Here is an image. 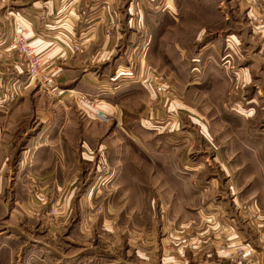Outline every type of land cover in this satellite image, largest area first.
I'll return each instance as SVG.
<instances>
[{
	"label": "rangeland",
	"instance_id": "rangeland-1",
	"mask_svg": "<svg viewBox=\"0 0 264 264\" xmlns=\"http://www.w3.org/2000/svg\"><path fill=\"white\" fill-rule=\"evenodd\" d=\"M117 4L123 38L115 63L126 60L131 70L138 71L141 81L136 79L141 83L147 81L148 73L168 76L172 94L160 97L145 83L152 95L149 91L139 94L142 100L135 107L139 111L127 113L132 118L126 119L123 128L103 122L99 139L74 145L72 173L66 178L60 169H53L40 177L45 186L41 192L33 188L31 195L38 209L28 212L32 220L19 217L7 221V207L0 206V264H146L151 254L153 264L184 263L173 243L167 245L166 260L160 254L161 237L176 232L172 221H162L164 212L168 220H176L180 214L194 215L201 206V214L209 218L206 205L212 200L234 208L229 221L239 220L238 228L246 222L254 226L253 220L258 218L253 201L264 196V0H118ZM12 34L6 50L21 64L18 77L16 69L15 73L10 68L7 90L17 92L10 104L30 108L22 130L25 141L43 138L30 146L24 144L28 149L51 137V129L44 132L50 118L60 124L54 103L63 96H46L28 78L23 56L10 48ZM142 60L152 66L142 67ZM74 99L87 105L78 97ZM176 121L183 134L180 139L173 130L160 128ZM203 126L210 134L201 131ZM80 131L77 128L73 136L80 138ZM50 144L61 160L69 146ZM170 153L185 155L186 164L200 166L206 175L181 174L183 162L178 165L171 159L166 163L177 173L167 175L165 169L161 177L163 162L157 159ZM226 153L233 154L224 163L233 166L230 180L214 160L215 155ZM148 167L158 175V188L146 185ZM212 177L219 180L220 188L206 199V193L198 190L209 186ZM224 178L230 181L227 186ZM52 181L65 184L64 192L52 191L48 187ZM131 190L136 194L130 205ZM63 198H69L71 210L57 227ZM147 201L152 209L145 207ZM166 201L173 206L171 203L164 210L161 205L168 206ZM135 213L138 223L133 221ZM150 219L155 220L154 229L151 222L146 223ZM220 247L228 248L226 243ZM238 248L256 258L252 249L232 246L229 258L233 262L249 263L237 253Z\"/></svg>",
	"mask_w": 264,
	"mask_h": 264
},
{
	"label": "crops",
	"instance_id": "crops-1",
	"mask_svg": "<svg viewBox=\"0 0 264 264\" xmlns=\"http://www.w3.org/2000/svg\"><path fill=\"white\" fill-rule=\"evenodd\" d=\"M117 1L0 0V206L7 207V221L19 220V217H28L26 219L32 220L29 218L28 212L37 210L38 205L34 203L31 193L33 188L39 193L45 187H42L41 176L51 173L53 169H60L59 171L64 173L67 178L73 171V160L76 157L73 146L80 144L81 140L83 145L92 144L93 140L99 139L100 134H103L105 123L94 117L93 109L87 105H81L77 100L80 105L75 104L74 98L76 97L74 95L77 92L100 100L101 107L109 116L108 124L114 123L120 128H123L122 126L127 122L126 119L132 118V116H127V113H138L139 110L135 107L138 105L139 99L142 100L139 94L149 91V96L152 95V91L143 80L142 83L140 82L141 76L135 73L138 71L131 70V66L127 64L126 60L123 59V63H115L118 61L115 58V53L123 38L122 15L116 8ZM128 9H131V4ZM15 23L25 29L30 37L31 45L35 47L46 67L57 74L60 97L63 96L60 102L64 103L63 106L59 104L60 102L54 103L57 117L60 115V124L50 118L49 123L44 127V132L48 131V128L51 129V137L47 138L46 136L44 144L28 147V149L24 147V144L27 143L30 146L35 144V140L39 141L43 138L38 136L39 138L34 137L25 141L22 130L25 129L30 116V108L22 103L10 104L7 100L10 68H14V71L16 69L17 73L16 71L15 73L18 77L21 64L20 59L10 58L9 52L6 50L8 36ZM72 39L82 43L81 51L71 52ZM144 65L145 67L152 66L146 60H142L141 66L144 67ZM136 77L139 78V82ZM148 102L146 101L147 104ZM170 109L175 108L170 107ZM37 111L42 112V110ZM176 112L179 115V112ZM166 125L160 126V128L165 131L166 129L173 130L174 134H177V139L182 137L178 121L172 122L171 126L167 125L168 128ZM59 128L63 131H59ZM77 128L81 130L80 138L73 136ZM200 129L204 130L207 135L210 134V129L208 130L204 126ZM50 143L55 146H69L67 151H61V160L57 158ZM170 154H161L157 159L163 162L162 171H164L159 174L161 177L166 173L165 169L167 175L177 173L175 169L170 170L171 163H166L171 159H176L178 165H180V161L183 162L184 170H180L181 174L186 175L185 172L188 171L191 176L206 175L200 166L191 168L193 165L186 164L185 155ZM232 158V153L214 156V160L219 161L220 173L229 178L228 180L231 179L229 172L233 166H227L224 163ZM145 171L146 177L149 178L146 185H149L150 188H158L155 184V177L158 176L155 169L148 167ZM228 180L224 178L226 186L230 183ZM167 182L165 183L168 184ZM134 183L137 187L138 180L135 179ZM182 183L185 184V179ZM208 184L209 186L207 185L205 189L198 190L200 193H206V199L216 194L220 188L219 180L215 177H212ZM198 186L197 184L195 188ZM48 187L52 191L57 192L56 189H58L60 192H64L66 186L61 182L52 181ZM130 193L131 205L134 203V200H131L133 199L132 195L136 193L133 190ZM197 197L199 198V195L194 199L196 200ZM68 200L69 198L66 200L63 198L60 202L62 212L60 223L55 225L57 227L64 223L62 221L71 210ZM254 200L256 201L252 200L253 204L258 207L256 208L259 212L257 220H253L254 226H250L246 222L241 223L238 228L237 221L239 220L229 221V218L233 216L234 208L229 207L223 201L213 202L210 200L207 203L206 208L210 210L209 218L203 217L201 206L194 215L180 214L176 220L175 218L168 220V214L164 212L162 221H172L176 226V232H167V235L159 240L162 259L169 255L167 245L173 243L180 260L184 261V263L178 264H244L233 262L229 258L232 246L242 245L245 249L248 247L257 254L253 255L256 257L253 262L248 264H264V196H259ZM171 203L168 201L167 204L166 201L168 206L162 204V209L165 210L166 207L169 209ZM133 206L137 207L136 204ZM145 207L152 209L151 202L147 201ZM165 216L167 220H165ZM133 219L135 223H138L136 213ZM149 222L152 223L151 228L154 229L155 220H146L147 224ZM152 231L151 234H154ZM247 241L248 243H243ZM224 243L228 248L220 247ZM187 247L194 248V250L190 252ZM152 257L153 254L146 258V264L155 262Z\"/></svg>",
	"mask_w": 264,
	"mask_h": 264
},
{
	"label": "built area",
	"instance_id": "built-area-1",
	"mask_svg": "<svg viewBox=\"0 0 264 264\" xmlns=\"http://www.w3.org/2000/svg\"><path fill=\"white\" fill-rule=\"evenodd\" d=\"M12 39L10 42V48L16 50L21 56H23L26 64V73L30 80L35 81L40 90L48 97L58 99L60 97V88L57 82V74L51 72L42 59L37 53L34 46L30 43V37L27 35L25 29L20 25L15 23L13 28ZM71 52H79L82 50V43L79 40H73L70 44ZM130 65L134 62L129 61ZM145 76V83L148 84L153 89V92L160 96L164 97L171 95V84L169 77L163 74H152ZM74 97H78L81 101L89 105L93 109L94 117L102 122H108L109 116L105 110L100 106L101 102L97 98L87 97L81 92H77ZM17 98V92H8L7 100L9 102L15 101ZM105 172L108 169H104ZM237 253L241 255L242 259L246 261H251L252 255L247 254L242 249L238 248Z\"/></svg>",
	"mask_w": 264,
	"mask_h": 264
}]
</instances>
